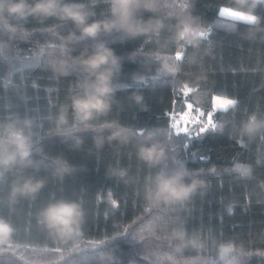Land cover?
Instances as JSON below:
<instances>
[{
    "label": "trees",
    "instance_id": "1",
    "mask_svg": "<svg viewBox=\"0 0 264 264\" xmlns=\"http://www.w3.org/2000/svg\"><path fill=\"white\" fill-rule=\"evenodd\" d=\"M61 3L83 5L89 23L114 18L112 0ZM222 6L247 12L235 0H158L155 11H133V19L160 20L158 38L132 40L118 28L81 38L68 20L0 12V21L15 28L0 23V133L8 123L28 121L31 143L27 160L0 168V221L11 228L0 236V264H264V0H256L253 21L224 17ZM177 14L211 29L195 63L188 62L193 49L182 52L169 39ZM101 43L119 66L111 110L93 123L130 129L127 144L109 142L108 129L98 133L79 124L71 109V96L92 79L76 60ZM42 47L52 55L42 54ZM178 53L181 72L172 76L162 65ZM51 59L64 60L67 74L53 71L46 63ZM201 70L206 81L185 97L179 82ZM216 95L235 106L214 108ZM61 107L65 125L56 120ZM250 115L261 127L243 135ZM149 131L153 136L145 140ZM98 135L105 137L99 148ZM139 142L161 143L166 159L149 167L137 156ZM57 159L71 171L57 175ZM178 166L197 173L206 188L183 204H150L149 178ZM27 177L44 186L35 196H14ZM61 198L83 210L78 231L64 239L38 222L39 210ZM175 230L184 232L183 240L172 235Z\"/></svg>",
    "mask_w": 264,
    "mask_h": 264
},
{
    "label": "clouds",
    "instance_id": "2",
    "mask_svg": "<svg viewBox=\"0 0 264 264\" xmlns=\"http://www.w3.org/2000/svg\"><path fill=\"white\" fill-rule=\"evenodd\" d=\"M235 4L237 8L246 5V14L251 16V12L256 6V0H251V3H248V0H235ZM157 6L158 0H112L111 13L114 18L89 23V13L81 4L61 3V0H35V3L28 5L25 0H0V12H7L9 15H15L21 19L33 15L39 17L55 16L61 20L71 21L79 31L81 38H94L102 30L109 31L118 28L128 40L139 37L158 38L163 27L160 20L141 21L133 19L135 9L143 8L155 11ZM0 23L6 30L15 31V28L8 25L6 21H0ZM210 32L211 29L207 23L191 15L177 14V20L172 26L169 39L182 52L188 48L193 49L192 54L188 56V62L195 63L196 50L200 48ZM41 53L51 56L52 50L51 48L45 50L42 47ZM46 63L58 74H67L64 60L51 59ZM76 63L81 65L92 79L85 80L80 84L81 91L70 98L75 121L98 133L104 129L110 130L106 137L109 142L115 140L121 144L129 143L133 137L130 129L117 123L104 122L99 125L93 123L111 110L112 97L115 91L113 75L119 66L117 58L109 48L101 43L95 45L94 50L90 53L85 50L77 58ZM162 68L172 76L181 72L180 64L175 55L166 61ZM137 77L138 74L134 73L133 78ZM206 79L207 75L203 70L187 73L185 79L179 82V90L183 93H196ZM136 99L141 98L136 97ZM235 104V101L231 102V106L234 107ZM56 120L59 125L67 123L66 108L61 107ZM28 126V121H24L22 124L8 123L4 126L3 132L0 133V168L9 169L18 162L27 160L30 156V138L25 132ZM175 126V124L172 125L173 128ZM260 127L261 123L257 117L250 115L240 131L243 135L251 136ZM152 136L153 133L149 131L145 140L151 139ZM104 142L105 137L103 135L94 137L97 148L102 147ZM136 149L138 158L149 167H157L166 159V149L159 142H139L136 144ZM55 164L57 175L63 176L71 171V167L62 159H57ZM120 175L123 176L124 173L121 172ZM43 186V181L27 177L13 189V195L35 196ZM206 186V182L197 173L188 170L185 166H178L170 170L161 169L149 178L145 189V198L152 205L183 204L195 196L198 190H203ZM82 220L83 210L80 204L70 199H52L38 212V222L53 236L61 239L72 237L78 231ZM10 231V226L6 222L0 221V236L7 237ZM172 235L181 240L184 238L182 230H175Z\"/></svg>",
    "mask_w": 264,
    "mask_h": 264
},
{
    "label": "rangeland",
    "instance_id": "3",
    "mask_svg": "<svg viewBox=\"0 0 264 264\" xmlns=\"http://www.w3.org/2000/svg\"><path fill=\"white\" fill-rule=\"evenodd\" d=\"M222 12H224L226 14H222ZM219 13H220V15H222L224 17H229V18H233V19H238V20H243V21H253L254 20L253 15L249 16V15L246 14L247 12L240 11V10H237V9L234 10V8H230V7H227V6H222L220 8ZM223 100H227V101H230V102L233 101V99H231V98L222 97V96H217L216 95V96H214L213 107L214 108H219L218 104L220 102H222ZM230 105H231V103L229 105H226L225 108H227Z\"/></svg>",
    "mask_w": 264,
    "mask_h": 264
},
{
    "label": "snow or ice",
    "instance_id": "4",
    "mask_svg": "<svg viewBox=\"0 0 264 264\" xmlns=\"http://www.w3.org/2000/svg\"><path fill=\"white\" fill-rule=\"evenodd\" d=\"M222 14H226V13L222 12ZM177 58H178V59H182V54H179V53H178V54H177ZM183 95H184L185 97H187V96L190 95V92H188V93H183ZM230 103H231L230 101L223 100L222 102H220V103L218 104V107L222 109V108H225L226 105H229ZM189 107H191L192 110L195 111V109H194L192 103H188V104H187V108H189ZM206 130H207V129H205L204 131H206Z\"/></svg>",
    "mask_w": 264,
    "mask_h": 264
}]
</instances>
